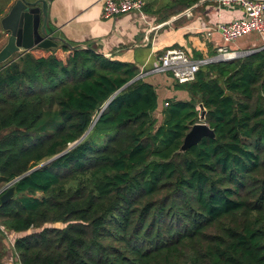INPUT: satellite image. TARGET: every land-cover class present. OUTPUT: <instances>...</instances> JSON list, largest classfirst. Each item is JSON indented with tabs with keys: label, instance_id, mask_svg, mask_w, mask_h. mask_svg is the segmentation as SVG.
I'll return each mask as SVG.
<instances>
[{
	"label": "trees",
	"instance_id": "trees-1",
	"mask_svg": "<svg viewBox=\"0 0 264 264\" xmlns=\"http://www.w3.org/2000/svg\"><path fill=\"white\" fill-rule=\"evenodd\" d=\"M45 51L0 66V228L34 230L19 264H264V49L166 73L189 100L160 111L132 64ZM197 123L214 137L181 151Z\"/></svg>",
	"mask_w": 264,
	"mask_h": 264
},
{
	"label": "crops",
	"instance_id": "crops-1",
	"mask_svg": "<svg viewBox=\"0 0 264 264\" xmlns=\"http://www.w3.org/2000/svg\"><path fill=\"white\" fill-rule=\"evenodd\" d=\"M176 1L143 0L144 19L136 12L105 19L101 0H52L48 2L47 28L50 34L72 47L93 48L105 58L135 66L139 78L155 87L160 111L169 99L189 100L187 92L177 89L168 74L156 71L165 51L182 50L192 60L203 61L218 56L219 48L237 54L264 49V34L250 33L255 36L250 38L248 34L247 39L236 41L228 48L222 44L220 34L214 33V25L242 19L239 8L229 9L213 0H200L174 14L171 5ZM14 2L7 0L0 19ZM0 36L7 37L1 26ZM18 236L14 233L15 239ZM1 239L6 245V237L3 235Z\"/></svg>",
	"mask_w": 264,
	"mask_h": 264
},
{
	"label": "built area",
	"instance_id": "built-area-1",
	"mask_svg": "<svg viewBox=\"0 0 264 264\" xmlns=\"http://www.w3.org/2000/svg\"><path fill=\"white\" fill-rule=\"evenodd\" d=\"M102 17L105 19L116 17L128 12H136L144 19L143 0H101ZM218 6L243 12V18L230 23H219L216 26L223 42H234L250 33L264 34V0H213ZM240 54L228 52L226 48L218 49V56L229 60ZM207 64V60L196 61L189 58L182 50L165 51L159 58L160 73H169L178 84H187L195 80L200 67ZM10 247L16 241L14 233L0 228Z\"/></svg>",
	"mask_w": 264,
	"mask_h": 264
},
{
	"label": "water",
	"instance_id": "water-1",
	"mask_svg": "<svg viewBox=\"0 0 264 264\" xmlns=\"http://www.w3.org/2000/svg\"><path fill=\"white\" fill-rule=\"evenodd\" d=\"M51 1L52 0H15V2L11 5L7 14L0 19V26L2 30L9 34L5 46L0 50V65L9 60L15 53L29 52L34 49H56L58 44L65 45L72 50L77 48L88 49V47L85 46L72 47L62 39L57 38L48 32L47 8L48 2ZM250 53L251 52L241 53L238 57H242ZM238 57L226 60L216 56L207 60V64L231 61ZM132 82L133 81L129 82V84ZM199 108L202 110V106H199ZM204 114L205 112L202 111L200 116L201 121L204 119ZM204 137L213 138V131L210 130L204 123L195 124L186 134L180 150L186 151L191 146L196 145ZM52 160L53 159L40 164L27 174L41 168ZM14 196L15 190L13 187H10L1 195L0 200L2 203H5L13 199Z\"/></svg>",
	"mask_w": 264,
	"mask_h": 264
},
{
	"label": "rangeland",
	"instance_id": "rangeland-1",
	"mask_svg": "<svg viewBox=\"0 0 264 264\" xmlns=\"http://www.w3.org/2000/svg\"><path fill=\"white\" fill-rule=\"evenodd\" d=\"M6 3H7V0H0V11H2V10L5 8V6L7 5ZM231 22H232V21H231ZM229 23H230V22H229ZM216 26H217V25H216ZM216 26L214 25V26L212 27V29L215 31L214 33L218 34V33L216 32V31H217V30H216ZM218 35H219V34H218ZM253 36H255V34H250V35H248V37H250V38H252ZM219 37H220V36H219ZM248 37H247V35H246V37L243 36V37L237 39L236 41H237V43H238V42H240V41H242V40L247 39ZM220 38H221V37H220ZM221 41H222V44H223L224 46L228 47V48H231L232 44H233L234 42H236V41H234V42L225 43V42H223V39H222V38H221ZM6 42H7V37H6V36H0V50L5 46ZM29 52H30L34 57H41V56H45V57H46V56L48 55V53H49V52H46L45 50H43V51H37L36 49L31 50V51H29ZM20 54H22V52L15 53V54H14L9 60H7L5 63L10 62V61H16V60H18V56H19ZM59 54H60V51L56 52V56H57V57L60 56ZM59 58H60V57H59ZM5 63H3V64H5ZM3 64H2V65H3ZM2 65H0V66H2ZM155 117L157 118L158 123H160V121H161V115H160V113H157V114L155 115ZM46 227L62 228V227H64V225H62L61 223H57V224L47 225ZM33 232H34V230H30V231H27V232H25V233L19 234L18 238L23 237V236L28 235V234H31V233H33ZM18 238H17V239H18ZM7 244H10L9 241H7ZM7 244H6V245H7ZM6 245L3 243V240L0 238V251H1L2 263H3V264H18V259H17V257L15 256V253H14V251H13V248H11L10 246H6Z\"/></svg>",
	"mask_w": 264,
	"mask_h": 264
},
{
	"label": "flooded vegetation",
	"instance_id": "flooded-vegetation-1",
	"mask_svg": "<svg viewBox=\"0 0 264 264\" xmlns=\"http://www.w3.org/2000/svg\"><path fill=\"white\" fill-rule=\"evenodd\" d=\"M6 34H7V38H8L9 34L8 33H6Z\"/></svg>",
	"mask_w": 264,
	"mask_h": 264
}]
</instances>
